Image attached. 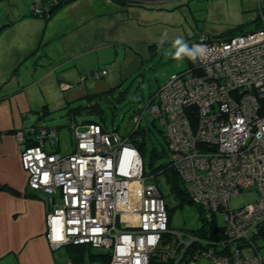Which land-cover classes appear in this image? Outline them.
I'll list each match as a JSON object with an SVG mask.
<instances>
[{"label": "built area", "instance_id": "1", "mask_svg": "<svg viewBox=\"0 0 264 264\" xmlns=\"http://www.w3.org/2000/svg\"><path fill=\"white\" fill-rule=\"evenodd\" d=\"M43 9L31 6L35 14ZM259 15L252 31L196 35L197 71L170 74L148 109L191 200L207 220L222 215L221 237L169 227L165 199L144 174L138 148L117 130L72 122L74 142L60 153L52 149L55 128L17 127L20 165L28 188L47 202L45 237L53 249L89 244L108 254L107 264H197L201 257L207 264H264V11ZM144 112L134 114L133 128ZM248 187L256 198L233 208L230 197Z\"/></svg>", "mask_w": 264, "mask_h": 264}, {"label": "crops", "instance_id": "2", "mask_svg": "<svg viewBox=\"0 0 264 264\" xmlns=\"http://www.w3.org/2000/svg\"><path fill=\"white\" fill-rule=\"evenodd\" d=\"M182 1L71 0L44 18L31 12V6H41L47 0H0V264H58L66 259L65 254L63 259L55 255L45 237L47 202L41 193L28 188L26 171L20 165L22 145L14 140V128L42 125L37 121L38 105L29 103L36 98L22 92L23 88L39 84L45 75L53 74L62 81L61 87L69 84L66 89L62 87L67 105L71 100H83L88 93L115 86L104 82L98 89H83L77 79L71 87L70 81L59 78L57 71L83 74V79L94 70L105 69L98 65L101 63L98 51L108 45L115 48V26L132 17L136 9L159 4L168 10ZM190 1L187 0V7ZM237 3L242 16L235 20L234 26L240 22L247 23L244 31L255 28L254 20L258 19L259 10H264V0H237ZM250 10L255 14L245 16L244 12ZM234 26L203 29L216 35ZM198 32L201 30L192 31L191 35ZM21 67L28 71L29 78L24 77L26 72ZM32 112L37 113L36 117Z\"/></svg>", "mask_w": 264, "mask_h": 264}, {"label": "rangeland", "instance_id": "3", "mask_svg": "<svg viewBox=\"0 0 264 264\" xmlns=\"http://www.w3.org/2000/svg\"><path fill=\"white\" fill-rule=\"evenodd\" d=\"M190 3V7H187V0H183L177 5L170 6L171 8L168 10L162 8L159 4H153V7H146L142 10L136 9L138 11L133 13L132 17L126 18L118 26H115L116 30H114L113 35L117 39L114 42L116 50L108 45L98 51L100 54L99 61L101 62L98 65L104 66L108 75L89 77L90 72L82 79L83 74H70L68 71L64 73L66 70L61 69L57 71V74L60 73L59 78L70 81L71 87L79 79L83 89L85 87L98 89L103 87L105 82L111 86L118 84L116 88L124 90V98L116 103L117 107L112 109V112L108 108L110 103L103 102L106 113L104 125L107 126L108 130L117 127L118 132L128 133L134 127L132 111L144 106L148 101V97L156 90L157 85L163 83L170 74L181 72L188 67V61H186L184 54L180 52L179 47L194 39V36L191 35L192 31L200 29L201 32H205L206 30L203 27L206 29H222L234 26L238 21L236 19L242 16V12L238 9L237 0H215L214 3L210 0H205L203 3H201V0H191ZM246 14L253 15L255 13L250 10L244 12L245 16ZM232 20H236L234 24H231ZM154 42L156 43L155 48L151 49L149 44ZM113 51H116V53ZM21 70L26 72L24 77L29 78L28 71L23 67H21ZM39 70L40 72L44 71V69ZM55 77L53 74L45 75L41 83L27 85L22 92L29 95L31 93L36 98V101L29 100V103L38 105V110L47 108V112H39L42 113L43 117L37 121L42 125L57 128L58 142L52 149L57 147V151L65 153L70 150L74 142L69 127L73 120L66 114L67 109L64 102L66 100H63L66 92L61 87L60 83L62 81H58ZM6 81L4 82L6 83ZM4 82L1 84H4ZM40 97L45 100H39ZM77 103L84 102L82 100H71L68 106H75ZM32 114L36 117L37 113L32 112ZM83 117V114H77L74 119L78 123ZM152 119H154V125L149 123ZM139 123L151 128V132L145 135L144 147H142L144 169L148 171L150 170L148 158H150L152 146L156 147L157 150H161L163 147L165 148L166 142L159 134L161 124L148 111L144 112ZM166 158L165 154L154 158L153 167L165 162ZM154 181L159 185L169 208V227L175 231L199 227L201 218H199L200 212L197 206L192 202L182 201L173 196L165 175H157ZM254 191L253 187L240 190L237 195L234 194L230 197V205L236 208L253 201L256 198V192ZM216 218L219 224L223 223L221 214H218ZM95 250L98 251L99 249ZM258 252L264 254V248H260ZM54 253L60 259L65 256L63 247L55 248ZM85 264L89 263L86 262ZM197 264H207L206 259L201 257Z\"/></svg>", "mask_w": 264, "mask_h": 264}, {"label": "trees", "instance_id": "4", "mask_svg": "<svg viewBox=\"0 0 264 264\" xmlns=\"http://www.w3.org/2000/svg\"><path fill=\"white\" fill-rule=\"evenodd\" d=\"M68 1L71 0H47V2H43V12L42 13H37V14H41L44 15V18L46 16H49L57 7L60 6V4L66 3ZM117 1V0H116ZM264 11V10H262ZM32 12V11H31ZM260 15L258 14V19L254 20L255 23H257V25L255 26V28L249 29V30H253L256 29L257 27L261 26V21H260ZM247 23H238L236 26L234 27H230L227 28L226 30L220 32V33H205L206 35L212 36V37H221V38H226L228 36H231L235 33H240V31H244L245 25ZM200 32H198L196 35H198ZM196 35H194V39L196 37ZM192 40H189L188 42H186L184 45L180 46L179 49H181L182 47L185 49L183 52L184 56L186 57V61H188V67L185 68L182 71L188 70V69H192L195 70L196 65H197V60L194 50L191 47L192 44ZM156 43H150L149 46L151 49L155 48ZM197 71V70H195ZM180 72V71H178ZM181 73V72H180ZM160 85V84H159ZM118 86L115 85L113 87H109L107 90L102 91V92H98V93H88L83 97V102L84 103H77L75 106H68V104L66 105V114L69 115L70 118H72V122H75L76 124H78L76 122V120L74 119L75 116L77 114H83L84 117L81 119V121L79 123H88V122H96L97 125L99 124L102 129L104 130H108L107 126L104 125L105 124V118H106V113H105V108L103 107V102H109L110 105L108 106V108H110V112H112V109H115L117 107L116 103H119L122 98H124V90H120L118 88H116ZM158 88V85L156 87V89ZM156 90L153 92V94L148 97V101L144 106H140L138 107L136 110L132 111L133 113L131 114L132 117L134 116L135 113L140 112L141 110L144 111H148L146 109L149 108V106L154 103L156 101V98L154 97ZM115 102H114V101ZM44 107L46 108V106L44 105ZM40 111L42 112H47V108L46 109H40L37 110V112L39 113ZM149 113V111H148ZM39 119L43 117L42 113L39 114ZM153 118H156L153 116ZM153 120H151L152 125H154ZM32 125H36V124H32ZM37 126V125H36ZM45 127H50L47 125H44ZM70 127V126H69ZM51 128H55V127H51ZM57 131V128H55ZM111 130H117L116 128H112ZM160 131V135L163 137V139L166 142L165 148L163 147L161 150H157L156 147L152 146L151 149V153H150V158H148L149 160V165H150V170L145 171L144 169V164H143V172L144 174L147 176L148 180H152L154 184H156L154 180H156V176L159 174H163L166 176L168 183L170 184V192L172 193L173 196L178 197L179 199H181L182 201L186 200L188 202H192L194 203L189 194L188 191L186 189V186L184 184V182L181 180V178L179 177L177 171H175V167L172 165V161H171V157H170V153H169V148L167 147V140L166 137L162 134L163 133V128L161 126ZM149 132H151V128L149 126L146 125H141V123L138 124V126H136L135 128H132L128 133H123V135L128 136V139L135 145L136 148H138L141 157L143 152V148L144 147V139H145V135H148ZM143 152V153H142ZM165 154L167 156V160L163 163H160L159 165H157L156 167H153L152 163L154 158H156L157 156L163 155ZM143 159V157H142ZM141 159V160H142ZM161 192V189L159 187L158 184H156ZM161 196L164 197V195H162L161 192ZM165 199V197H164ZM195 204V203H194ZM165 208L167 210V214H168V218L170 216V212H169V208L167 207V203L165 200ZM195 206H197V204H195ZM197 208L199 209L200 212V217L201 218V224L199 227L195 228V229H186L184 231H188V232H192L194 233L196 236L198 237H204L206 239L208 238H217V237H221L222 234V224H219L217 222L216 218H212L210 220H207L206 218H204V215L202 214V211L200 209L199 206H197ZM167 218V220H168ZM169 223V220H168ZM64 253L66 255V259L70 258L71 260L74 261H80L83 263L88 262L89 264H107L108 263V254H106L105 252L102 251H96L93 247H90L89 244H69V245H65L64 247Z\"/></svg>", "mask_w": 264, "mask_h": 264}, {"label": "clouds", "instance_id": "5", "mask_svg": "<svg viewBox=\"0 0 264 264\" xmlns=\"http://www.w3.org/2000/svg\"><path fill=\"white\" fill-rule=\"evenodd\" d=\"M177 43H179V41H177ZM185 49L182 47L181 49H180V52H183Z\"/></svg>", "mask_w": 264, "mask_h": 264}]
</instances>
